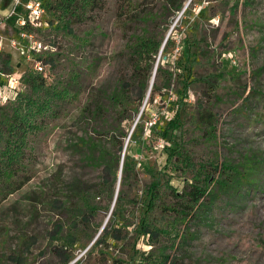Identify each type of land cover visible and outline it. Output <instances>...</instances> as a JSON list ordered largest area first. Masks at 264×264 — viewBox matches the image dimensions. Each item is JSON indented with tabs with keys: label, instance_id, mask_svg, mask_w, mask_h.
Masks as SVG:
<instances>
[{
	"label": "rangeland",
	"instance_id": "1",
	"mask_svg": "<svg viewBox=\"0 0 264 264\" xmlns=\"http://www.w3.org/2000/svg\"><path fill=\"white\" fill-rule=\"evenodd\" d=\"M44 1L40 26L30 40L41 45L35 51L23 39L11 46L9 39L17 36L8 25L0 30L5 38L0 52V114L11 113L20 98L31 95L26 80L33 75L59 89L67 86L77 99L59 102L57 115L46 118L41 130L28 137L26 171L31 181L0 203V264H63L52 245L69 247L71 264H133L135 251L150 250L138 237L149 185L158 179L181 190L193 175V168L174 163L175 158L173 164L167 162L177 145L194 165L217 157L219 168L226 162L239 180L246 175L254 183H232L239 192L218 197L226 186L217 176L210 189L214 188V200L203 199L195 218L200 222L191 218L182 227L183 240L171 259L175 264H264V0H191L184 10L186 0L178 13L170 0H105L102 8L72 19L67 25L71 34L58 13L47 8L58 0ZM1 5L5 9L10 0ZM148 12L155 15L154 22L126 25L119 20V14H125L126 21L131 13ZM143 31L165 47L158 60L167 74L158 77V85L163 87L169 73L173 77L170 88L150 94L142 106L136 102L137 90L127 93L130 118L122 124L127 134L124 146L130 133L135 135L122 159L128 156L133 161V174L124 187L123 217L113 218L120 174L114 196L110 188H99L102 166L91 143L116 153L102 141L117 126L109 99L119 82L130 81L126 43ZM37 64L43 67L41 72ZM206 77L214 78L208 104L217 115L216 142L205 141L195 128L197 107L207 103V88L198 80ZM251 89L254 92L244 103ZM4 94L14 99L5 101ZM4 140L0 134V146ZM78 189L88 193L97 213L88 225L74 219L78 226L73 227L66 208L80 206ZM147 217L151 224L165 223L158 211ZM111 220L124 229L126 238L109 240L104 249L97 245L98 235ZM57 224L64 227L63 233L50 245L49 233Z\"/></svg>",
	"mask_w": 264,
	"mask_h": 264
},
{
	"label": "trees",
	"instance_id": "2",
	"mask_svg": "<svg viewBox=\"0 0 264 264\" xmlns=\"http://www.w3.org/2000/svg\"><path fill=\"white\" fill-rule=\"evenodd\" d=\"M186 0H170V7L175 13L181 12L184 8ZM130 4V3H129ZM105 5V0H58L54 6L48 3L49 10L56 11L59 19L64 22L68 28V23L72 19L84 18L89 11L102 8ZM125 14H119V20H123L126 25L128 23L134 24L140 20L151 22L155 21V15L152 13H143L129 15V20H126ZM71 34L72 30L68 28ZM170 39V38H169ZM166 44L170 43V40ZM165 44V45H166ZM162 48V41L157 40L151 36L149 32L143 31L142 34L132 35L128 38L126 49L129 53V61L132 68V74L129 82H119V88L110 97L109 101L112 103L110 112L114 116V122L117 126L113 129L114 132H107L103 138L112 149H116V153L110 148L102 147L91 143L92 151L97 150V160L102 166L100 182L98 186L105 190L106 187L111 189L114 196L116 190V183L120 171V164L122 160V152L124 150V139L127 134L123 130L122 124L129 121L130 116L127 114L130 99L127 95L130 91L137 90L136 102L142 106L146 100L150 83L155 71L158 56ZM165 47L163 48L164 52ZM43 64H47L44 62ZM161 74H167L163 70L161 60H158V67L150 94L153 97L156 94H161L162 89L170 88V82L173 75L168 74L165 79L163 87L158 85L157 79ZM221 75H219L220 78ZM214 78L206 77L200 78L198 81L203 83L207 91L204 95L207 97V103H201L197 107V117L195 121V128L200 132L201 138L205 141L217 140V115L210 109L211 98H213V80ZM31 95L20 98V104L13 107L11 113L0 114V134L5 136L3 145L0 146V203L6 201L10 196L22 190V188L31 181L30 175L27 174L26 166L29 163L28 157V137L31 133L41 130V124L48 117H55L57 115V105L59 102H73L76 101L77 95L71 93L69 88L63 87L59 89L56 86L48 85L43 77L40 75H33L26 80ZM254 91L251 89L245 97L244 103L248 101L249 94ZM149 94V95H150ZM19 96V95H16ZM218 98L215 100L217 101ZM99 110L101 109L98 107ZM38 119L40 120L38 123ZM136 125V129L138 128ZM135 131L132 133L130 140H134ZM175 158L174 163H181L187 168H193L192 177L185 182L181 190L176 189L170 185V181L164 184L160 180H154L148 187V205L146 217L148 214L158 211L164 218L165 223L162 226L151 224L148 217H144L143 224L140 227L139 239L143 237L145 243L150 250L148 252L138 253L135 251L136 259L133 264H175V258L171 259V253L180 248V241L183 240L185 231L182 227L192 218L194 222H200L196 218V214L201 209V201L205 198L214 197V188L211 187L216 183V177L219 176L218 183L222 178L225 179L224 184L226 188L218 195H235L239 192L238 186L230 184L238 182L240 185H253L246 175L240 177L238 173L223 162L219 168V160L217 157L211 158L209 161H201L194 165L191 157L182 148L177 145L172 149L167 162L173 164L171 161ZM178 166V165H176ZM220 169V170H219ZM180 170V169H179ZM133 174V161L126 156L123 159L121 170L120 186L118 191L116 203L114 207V217L121 215L125 211V204L127 202L124 187L130 181ZM231 190V191H229ZM212 196V197H211ZM89 195L86 191L78 189L76 198L80 201V206L70 210L68 218L72 219L73 227L78 226V221L83 225H88L94 216H96L97 208L88 201ZM214 200V198H212ZM200 206V207H199ZM74 210V211H72ZM70 224V222H69ZM62 225H55L53 230L49 233L50 245L54 241L59 240L63 233ZM126 233L123 228L115 226L114 221L103 228L101 235L97 241V245L101 248H109V240L115 242L124 241ZM67 241L73 239L72 235L67 236ZM67 246L52 245L51 250L58 253L62 257L63 264H71L73 260L72 254L68 251ZM170 251V252H168ZM77 264V263H74ZM114 264H124L116 262Z\"/></svg>",
	"mask_w": 264,
	"mask_h": 264
},
{
	"label": "built area",
	"instance_id": "3",
	"mask_svg": "<svg viewBox=\"0 0 264 264\" xmlns=\"http://www.w3.org/2000/svg\"><path fill=\"white\" fill-rule=\"evenodd\" d=\"M45 8L44 0H10L7 14L4 17H0V27L2 26L4 29L8 25L17 36V40L14 38L9 39L8 42L11 46H18L20 39L28 41L29 44L31 43L33 45L31 48L34 51L37 46H41L40 43L36 41L31 42L30 40L33 39V31L40 26V20ZM8 22H11V24H8ZM4 39L0 37V52L4 46ZM36 70L41 72L43 67L37 64ZM9 89L13 91L14 87H10ZM3 96H5V101L14 99H10L6 94ZM13 96L15 97L16 94Z\"/></svg>",
	"mask_w": 264,
	"mask_h": 264
},
{
	"label": "water",
	"instance_id": "4",
	"mask_svg": "<svg viewBox=\"0 0 264 264\" xmlns=\"http://www.w3.org/2000/svg\"><path fill=\"white\" fill-rule=\"evenodd\" d=\"M190 2H191V0H189V1L187 2V4L185 5L184 10L188 7V5L190 4ZM163 48H164V47L161 48V53H162V51H163ZM157 67H158V61H157V64H156V67H155V71H154L153 76H152V79H151V87H152L153 82H154V79H155V75H156V69H157ZM151 87H150V89H149V91H148V94H147V97H146V100H145V101H147V99H148V97H149ZM136 124H137V123H136ZM136 124L134 125V128L136 127ZM131 135H132V132L130 133L128 139L126 140V144H125V146H124L123 153H125V149H126V146H127L128 142H129V140H130ZM123 159H124V158H123ZM123 159H122L121 164H120V171H119L120 178H119V180H121V170H122V165H123ZM118 191H119V190L116 191V198H117ZM104 227H105V226H104ZM104 227H103V228H104ZM103 228H102L101 231L99 232V235H98V236H100V234H101Z\"/></svg>",
	"mask_w": 264,
	"mask_h": 264
},
{
	"label": "crops",
	"instance_id": "5",
	"mask_svg": "<svg viewBox=\"0 0 264 264\" xmlns=\"http://www.w3.org/2000/svg\"><path fill=\"white\" fill-rule=\"evenodd\" d=\"M2 1H3V0H0V5L2 4ZM1 6H2V5H1ZM1 8H2V7H0V15H1V16L6 15V14H7V11H8V7H6L5 9H1ZM8 24H11V22H8ZM0 30L4 31L2 26L0 27ZM0 33H1V31H0ZM0 37H1V38H4V37H2L1 34H0Z\"/></svg>",
	"mask_w": 264,
	"mask_h": 264
}]
</instances>
